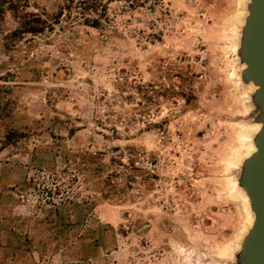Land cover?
Returning <instances> with one entry per match:
<instances>
[{
    "label": "rangeland",
    "instance_id": "obj_1",
    "mask_svg": "<svg viewBox=\"0 0 264 264\" xmlns=\"http://www.w3.org/2000/svg\"><path fill=\"white\" fill-rule=\"evenodd\" d=\"M106 2L100 28L11 40L0 18V264H234L238 0Z\"/></svg>",
    "mask_w": 264,
    "mask_h": 264
},
{
    "label": "bare ground",
    "instance_id": "obj_2",
    "mask_svg": "<svg viewBox=\"0 0 264 264\" xmlns=\"http://www.w3.org/2000/svg\"><path fill=\"white\" fill-rule=\"evenodd\" d=\"M253 2L254 0H238L239 9L232 18V25L229 28L231 32V51L240 61L244 59L241 70L244 73V79L251 84L250 90L253 91L251 105L254 110L250 121L243 124L239 122L237 126L235 125L233 143L229 146L221 161L224 186L228 191V197L239 205L237 213L239 227L234 240L219 249V256L222 259H229L237 253L234 264H238L243 241L251 234L256 223V214L246 188L247 172L249 163L260 153L258 138L264 129V104L259 95L263 85L253 75L246 74L249 63L245 60L243 48L245 43L244 34L252 17Z\"/></svg>",
    "mask_w": 264,
    "mask_h": 264
},
{
    "label": "water",
    "instance_id": "obj_3",
    "mask_svg": "<svg viewBox=\"0 0 264 264\" xmlns=\"http://www.w3.org/2000/svg\"><path fill=\"white\" fill-rule=\"evenodd\" d=\"M244 39L245 60L249 63L246 74L253 75L263 85L259 95L264 104V0H254ZM258 145L260 153L249 163L246 184L256 223L243 241L238 264H264V129L258 138Z\"/></svg>",
    "mask_w": 264,
    "mask_h": 264
},
{
    "label": "trees",
    "instance_id": "obj_4",
    "mask_svg": "<svg viewBox=\"0 0 264 264\" xmlns=\"http://www.w3.org/2000/svg\"><path fill=\"white\" fill-rule=\"evenodd\" d=\"M107 0H55L56 11L46 13L37 9L29 11L30 0H0V18L9 11L18 21V28L9 34V39L16 40L24 35L37 36L53 33L58 26L61 31L65 25H82L100 28L108 24ZM131 6L149 2V0H128ZM157 2L158 0H150ZM64 23V25L62 24Z\"/></svg>",
    "mask_w": 264,
    "mask_h": 264
}]
</instances>
